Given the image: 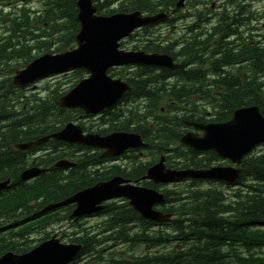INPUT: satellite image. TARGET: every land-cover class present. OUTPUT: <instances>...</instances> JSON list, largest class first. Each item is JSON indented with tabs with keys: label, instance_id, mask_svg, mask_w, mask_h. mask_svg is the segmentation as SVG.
Masks as SVG:
<instances>
[{
	"label": "trees",
	"instance_id": "obj_1",
	"mask_svg": "<svg viewBox=\"0 0 264 264\" xmlns=\"http://www.w3.org/2000/svg\"><path fill=\"white\" fill-rule=\"evenodd\" d=\"M74 1L45 0L46 10L43 12V16L35 17L32 20L30 15H26L23 10L22 16L20 15L16 20H13L10 35L0 38V42L3 41L0 44V60L9 58L11 55L17 56L16 52L19 51H16V48L19 47L21 48L20 53H22L21 58L28 60L31 58L30 51L32 49L41 47L43 50H48L49 41H54L52 38L54 35L57 36L54 43L56 44L55 52L71 49L74 45V35L78 31ZM92 1L96 3L98 12L101 14L129 13L135 10L151 14L157 10L158 6H165L169 2L168 0H124L116 10H110L109 6L115 0ZM40 23L47 27L43 28L41 34L33 35L30 32L31 26L36 25L35 30H40L37 27ZM38 38L42 39L37 40ZM34 41L38 46H30L31 42ZM245 52L246 49L244 48L243 54ZM263 55V48L258 49L255 45L251 48V60L248 65L251 74L249 79L241 81L238 78L233 79L228 76L226 79L222 78L215 82L217 85L228 86V90H226V96L211 99L214 103V112L210 115H207L206 112H188L182 114L181 118L195 122L207 120L224 122L230 118L236 108L247 105L260 107L264 115V105L261 102V95L264 94ZM167 72V69H161L156 73L152 67H140L125 79L130 86V91L123 95L122 101L138 98L147 99L146 114L139 115L136 110L130 111L131 117L128 118H125V114H108L111 120L110 128H115L116 131L138 133L151 145H153V141L148 142L149 137H155L158 148L151 152L154 160L164 149L175 145V142L184 132V127L180 125L178 116H173L171 120H167L158 115V109L168 95L163 84ZM190 84L195 93H200V90H197L200 89L198 81H191ZM240 84L241 87H239ZM246 84H250L247 86L248 88L251 87V91L246 92ZM155 89L157 90L155 91ZM157 92L161 93L158 94ZM54 99L53 97L49 104L39 105L38 110L36 109L33 114L23 119L10 120L11 122L9 121L8 124H2L7 120L8 114L5 112L0 98V138L25 140L47 135L59 129L66 120L60 119L58 126L44 123L48 117L54 116L55 109L62 114L65 113L63 109L56 108ZM174 99L178 102H190L189 98L177 95ZM139 107L140 104L137 108ZM147 116H151L153 119L152 127H149L148 121L145 120ZM75 148L77 151L82 150L80 146H75ZM172 152L178 160L177 163L171 164L173 167L202 169L217 161L212 153H205L200 156L199 153L190 150L186 152L178 147H174ZM8 158L15 160L17 155L14 156L8 151L0 153V163L6 165ZM96 163H101L97 155L91 156L90 161L83 157L77 162L76 167L69 170L66 175L57 171L60 172L58 173L59 191L57 198L62 199L75 190L91 186L113 174H119L139 182L148 167V165H141V170L133 167L128 172L119 171L117 168H112L104 173L87 170L89 164L94 165ZM12 166L14 167L13 164ZM241 168L242 173L237 182L239 188L229 197L219 187L211 186L201 189V181H192L181 190H162L165 201L161 210L171 213L175 217L171 222L172 235H166L161 231L149 235L145 230L155 226L153 223L140 219L127 204L115 205L111 203L105 208V211L109 212V218L99 224L93 234L90 235L89 230H84L83 236L72 234L71 238L66 239L68 242L81 244V254L88 256L95 255L92 253L95 251V246L102 242L116 244L119 241L125 244L129 243L133 248L138 245L147 246V252L140 256L131 255L128 260L122 261L123 264H264V258L256 257L252 253V250L264 247V154L245 158ZM50 182L53 183V179ZM72 185L80 187L68 190L67 187ZM141 185L153 189L158 188L148 182H142ZM48 193L50 197L53 196L51 199L54 198L53 191H45L44 196ZM136 220L140 223L141 229L139 232L129 235L128 225L136 222ZM104 233H108V235L104 236ZM169 238L179 245L166 251H149L150 248L167 246ZM4 244L0 240V254L4 251L2 247ZM26 249H18L17 251L22 252ZM242 250H245L246 257L242 256Z\"/></svg>",
	"mask_w": 264,
	"mask_h": 264
},
{
	"label": "water",
	"instance_id": "obj_2",
	"mask_svg": "<svg viewBox=\"0 0 264 264\" xmlns=\"http://www.w3.org/2000/svg\"><path fill=\"white\" fill-rule=\"evenodd\" d=\"M77 20L80 25L75 35L77 48L61 54H45L34 59L25 69L17 71L12 77V84L23 86L49 75L61 74L79 69L89 74V78L79 81L65 96L57 101L64 108H80L86 114H96L104 108L114 105L128 86L120 80H112L106 75L108 69L122 65H140L170 67L165 55H146L142 52H123L118 50V42L129 36L138 27L157 23L164 19L162 14L143 17L139 11L129 14L117 13L107 17L96 16V7L91 0H76ZM264 101V99H263ZM201 137L192 133L184 134L179 142L189 149L201 152L212 151L219 158L239 165L241 158L255 146L264 142V117L255 106L235 110L229 121L220 124L187 123ZM48 138L70 144L105 149L102 157H115L128 148L144 147L140 137L132 133H112L107 136L82 135L79 127L67 124L60 132L39 139L34 143L22 145V150L45 142ZM163 158L147 170L144 180L154 184H167L184 179L216 180L233 183L240 169L232 167H212L206 170H165ZM57 167L70 166L65 161L58 162ZM4 185V184H2ZM124 198L140 216L153 222H167L169 214L154 210L155 205L162 204V194L148 188L130 184L121 177L98 182L90 188L74 193L59 205L75 203L72 217L88 215L101 210L98 206L104 201ZM79 245L60 244L55 236L30 252L13 254L6 252L0 256V264H64L74 257Z\"/></svg>",
	"mask_w": 264,
	"mask_h": 264
},
{
	"label": "flooded vegetation",
	"instance_id": "obj_3",
	"mask_svg": "<svg viewBox=\"0 0 264 264\" xmlns=\"http://www.w3.org/2000/svg\"><path fill=\"white\" fill-rule=\"evenodd\" d=\"M168 1L164 12L170 15L178 0L173 4H171L173 0ZM227 1L184 0L182 8L171 14L163 27L161 25L153 27L152 30L155 36H161L163 39V47H160V49L172 59L174 65L172 68L167 69L170 77L176 76L174 80H169L170 84L167 92L170 95L181 97H194L195 95H198L196 97L221 96L222 86H219L216 90V87L212 86L211 83H215L222 78L226 79L228 76L235 78L237 67H239V80L242 81L244 77L247 80L251 77L249 68L247 67L245 72L242 73L241 67L249 65L251 53L248 47L253 44V38H257V44H262V41L259 40V31H257L256 24L253 25L252 21L249 22V18H239L237 17L238 11H230L236 6L235 0H229L232 1L231 7L227 6ZM243 2L248 4V8L251 7L249 0H243ZM245 6L247 7V5ZM157 9H161V7L158 6ZM229 11L230 15H227ZM215 33H217L216 36ZM262 39L264 38L262 37ZM210 40L211 42H209ZM244 48L246 49L245 54H243ZM146 50L152 52L154 48L147 47ZM182 75L184 77L179 78ZM182 79H184L186 87L180 88L177 80L181 82ZM191 81L200 83V89H197L200 90V93H195L190 84ZM205 83L207 86H205ZM247 85L250 84H246V92L251 91V87L248 88ZM241 86L240 84L239 87ZM223 88L226 95L228 86H223ZM25 89H28V87H25ZM202 108L210 110V105L207 103ZM15 142L13 139H0V145L6 143V151L14 156L17 155L15 160L8 158L6 165L0 163V182L9 181V186L5 190L12 191L24 183L26 185L31 184L33 189L35 182L38 181L36 193L33 192L32 194L33 203H35L34 206H31V211L34 209H37V211L31 213V219L41 220L45 214L40 215L38 211L44 208V203L46 204L47 200L56 199L59 191V179L54 178L53 183L50 181L45 182L44 174H48L46 179L50 180V171L53 169L51 162L58 157L57 155L61 151L64 152L66 146L55 145L51 147L50 145H42L32 149L30 153L33 155L28 157L27 153L15 150ZM63 156H66L65 153ZM31 168L41 169L43 172L31 180L21 182L19 180L20 173ZM45 191H53L54 198L46 199L43 196ZM18 206L22 208V205ZM66 210L59 209L52 213L48 212V214L55 215ZM27 216L25 215L24 219H27Z\"/></svg>",
	"mask_w": 264,
	"mask_h": 264
},
{
	"label": "rangeland",
	"instance_id": "obj_4",
	"mask_svg": "<svg viewBox=\"0 0 264 264\" xmlns=\"http://www.w3.org/2000/svg\"><path fill=\"white\" fill-rule=\"evenodd\" d=\"M39 1L37 0H33V3L32 4V7L35 8V9H40L41 8V3L39 4L38 3ZM119 1L115 3V5L113 6H109V9H113L115 7H117ZM14 7L15 6H21L20 2L16 3L13 5ZM254 9V11L261 16V12H263V7H264V0L261 1L260 3H257L255 5L252 6ZM3 9H4V12H8V11H11V8L8 7V6H3ZM41 10V9H40ZM47 27V26H45ZM35 34H39L38 32H34ZM3 29L1 28L0 26V37L3 36ZM52 38L54 39L53 42H50L49 41V47H48V50H44V53H49V52H52L55 50V47H56V44H54L56 42V39H57V36L54 35L52 36ZM21 39V38H20ZM133 46V43L131 42H125V44L123 46H121V49L123 50H131V47ZM39 50H34L32 51V56H35V55H38L41 53L38 52ZM43 53V54H44ZM26 61L25 60H22L21 56H19L18 58H12L10 60H7L6 63L4 65H1L0 66V84L1 86L3 87L4 86V83L3 81H5L8 77L11 76V74H9V72H13L15 69H18L17 68V65H22V64H25ZM9 71V72H8ZM110 74L112 75H115L117 77L115 78H122V79H125V78H128V76L126 77V72L123 71L122 69H113L110 71ZM122 77H121V76ZM130 76V75H129ZM72 76H59V77H52V78H48V79H44V80H41L39 82L36 83V90L35 91H29V90H24V89H21V88H15V89H8V88H2L0 89V93H9V96H11L10 98L13 100L15 97H18V101L20 104H18L17 106L15 107H12L10 108L9 110V113L14 115V114H21L22 113V108H24L25 111H29V107H26V105L28 104V102L30 101L32 95H35L37 93V96L36 97H40L41 96H45V94L47 92H45L44 94H41L42 92V88H46V91L47 89H59L60 92H63L65 89H68L70 84H66V82H68L70 80ZM23 103L25 104L23 106ZM50 103V101L48 102V104ZM136 104H140L139 101L136 103ZM133 109L137 110V106L134 104ZM23 110V111H24ZM124 111H125V118H128L130 116L129 113H127V107H124ZM55 112V110H54ZM57 112L59 113V110H57ZM68 113V112H67ZM32 112H29L27 115H31ZM54 116L44 120V123H51V124H55L58 126V124L60 123V119H64L66 117V115H61V118L57 119V114L55 112V114H53ZM21 117V115L19 116ZM76 117V116H75ZM11 122V121H10ZM83 123L86 127H89L91 125L94 126V128H96V126L99 125V121H98V117L92 119V118H79V120L77 121V123ZM43 123V122H42ZM259 151H264V146L263 147H259L257 149H255V152H259ZM173 161H177L176 159L173 158ZM187 184L185 185H179V186H176L175 189L177 190H181L182 188H184ZM204 188L206 186H203ZM167 189H172L171 187H166ZM227 193H230L229 191H227ZM123 202H119L118 204H122ZM104 218V215H99L98 217L96 218H90L88 221H86V227H94L95 225H97L98 223H100ZM2 226V225H0ZM59 227H56V225H54L53 228L49 227L48 230H46V232H51V230H55L56 233H57V236L60 235L63 231H68L69 229V226H65V228L63 229H59ZM158 230H161L163 231V233H168L170 231V228L167 227V226H163V227H158L156 228L155 231H158ZM0 236H3L0 234ZM59 237V236H58ZM30 238H25L24 239V243H26V245H32L33 243L29 240ZM63 243H68L66 242V239H63L62 241ZM174 244L171 243L170 247H172ZM143 247H137L135 250H134V254L138 255L140 253L143 252ZM112 250H108V251H105L103 253V258L104 260H108L109 259V256L108 254L111 252ZM114 251L116 252V254L114 255V257L116 259H123V258H127V255L131 254L132 252H130L124 245H119L117 247L114 248ZM264 252V250H263ZM93 260H88V262H86L87 264H102V263H105L106 261L104 262H92ZM84 263V264H86Z\"/></svg>",
	"mask_w": 264,
	"mask_h": 264
},
{
	"label": "bare ground",
	"instance_id": "obj_5",
	"mask_svg": "<svg viewBox=\"0 0 264 264\" xmlns=\"http://www.w3.org/2000/svg\"><path fill=\"white\" fill-rule=\"evenodd\" d=\"M154 70H155V72L156 73H158L161 69H164L163 67H161L160 68V70L158 69V68H153ZM155 73V74H156ZM168 73V72H167ZM183 77H184V75H182ZM175 77L176 76H174V77H170L168 74H167V76H166V80H165V82H163V84H164V86H165V90L167 91V89H168V86H169V80H174L175 79ZM183 77H179V78H183ZM177 84L180 86V88L181 87H186V84H185V81H184V79H182V81L181 82H179L178 80H177ZM160 86V85H159ZM154 88V87H153ZM179 89V88H178ZM157 89H155V91H156ZM162 92V91H161ZM161 92H157L158 94L159 93H161ZM138 102V101H137ZM137 102H135L134 104L136 105V106H138V104H136ZM140 102H141V100H140ZM135 110V109H134ZM137 110H138V108H137ZM136 110V111H137ZM55 112H56V114H57V119H59V118H61V115H66L67 116V114L66 113H64V114H62L60 111H59V113L57 112V110L55 109ZM131 117V116H130ZM140 128H141V126H140ZM149 136V135H148ZM6 139L8 140L9 138L8 137H6ZM152 139V140H151ZM151 141H153V145H151V144H149V146L151 147V152H154L157 148H158V146L156 145V143H155V137H149V140H148V142H151ZM7 150V148H6V143L5 144H1L0 145V153L2 154V153H5V152H7L6 151ZM133 167L134 168H136V169H139V170H141L142 169V166L140 165V164H134L133 165ZM78 187H80V186H75V185H72V186H69V187H67L68 188V190H73V189H76V188H78ZM66 188V189H67ZM76 192H78V190H75L74 192H72V193H76ZM45 193V192H44ZM56 195V194H55ZM51 197H53V196H51ZM50 197V194L48 193V194H46V196H45V198H51Z\"/></svg>",
	"mask_w": 264,
	"mask_h": 264
}]
</instances>
